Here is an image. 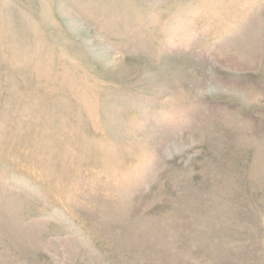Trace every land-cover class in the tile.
Returning <instances> with one entry per match:
<instances>
[{
  "label": "rangeland",
  "instance_id": "1",
  "mask_svg": "<svg viewBox=\"0 0 264 264\" xmlns=\"http://www.w3.org/2000/svg\"><path fill=\"white\" fill-rule=\"evenodd\" d=\"M0 264H264V0H0Z\"/></svg>",
  "mask_w": 264,
  "mask_h": 264
}]
</instances>
